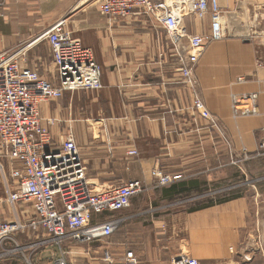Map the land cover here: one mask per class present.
I'll list each match as a JSON object with an SVG mask.
<instances>
[{"label":"crops","instance_id":"crops-1","mask_svg":"<svg viewBox=\"0 0 264 264\" xmlns=\"http://www.w3.org/2000/svg\"><path fill=\"white\" fill-rule=\"evenodd\" d=\"M104 1L0 0V10L29 37L64 21L103 68L100 90L67 93L52 113L46 104L41 109L58 120L51 133L55 145L73 134L94 189L144 184L120 213L124 224L108 242L111 251L119 257L133 250L142 264H264V2L210 0L211 11L224 14L226 36L206 48L195 77L214 124L195 108V93L164 26L143 12L111 19L101 11ZM185 27L191 35L211 31L209 17L190 16ZM188 50V40H181L180 53ZM39 74L58 84L54 59ZM253 95L256 100L245 99ZM254 108L256 114H245ZM157 169L175 181L158 186L152 175ZM241 180L240 195L218 201L223 184ZM207 191L208 200L191 198ZM29 208L24 221L34 215ZM36 238L32 264L61 256L49 235ZM66 248L70 264H95L92 256L103 264V242Z\"/></svg>","mask_w":264,"mask_h":264},{"label":"built area","instance_id":"built-area-1","mask_svg":"<svg viewBox=\"0 0 264 264\" xmlns=\"http://www.w3.org/2000/svg\"><path fill=\"white\" fill-rule=\"evenodd\" d=\"M101 11L111 19H125L139 12L156 18L178 52L180 72L195 93V108L204 118L216 123L197 93L195 77L206 48L226 36L224 14L211 11L210 0H105ZM190 16L199 20L209 17L210 34L191 35L185 27V20ZM183 39L189 42L187 56L179 51ZM36 41L48 42L57 68L58 84L24 66L22 51L0 53V172H5L3 162L7 161L16 186L14 189L6 186L7 195L0 199V208L4 204L13 208L28 204L34 210L29 221L0 218V244L16 234L43 230L61 253L50 264H70L66 258V241L75 244L103 242L106 264H141L133 250L116 257L108 242L124 224L113 215L130 207L133 198L144 192V184L131 181L113 190L94 189L73 134L65 135L60 145H55L41 115L42 104L62 99L67 93L100 90L102 67L93 50L75 38L65 28L64 21L53 25ZM257 97L245 99L256 100ZM256 113V108L245 112L246 115ZM259 154H264V139ZM246 159L251 157L246 156ZM152 175L161 187L175 181L159 169ZM184 264L198 262L187 259Z\"/></svg>","mask_w":264,"mask_h":264},{"label":"rangeland","instance_id":"rangeland-1","mask_svg":"<svg viewBox=\"0 0 264 264\" xmlns=\"http://www.w3.org/2000/svg\"><path fill=\"white\" fill-rule=\"evenodd\" d=\"M261 4L262 2L259 3V5ZM19 26L21 25L19 24L18 20L15 19H13L12 21L6 20L3 16V13H1L0 10V53L2 52L17 53L22 51L23 52L22 54L24 55L21 54V59L25 61V65L38 72L40 68L41 70H43L45 65L47 67H50L53 61V55L50 51L51 49L49 48L47 42L39 41L35 43L36 45L30 47L34 42H36L39 36L29 37L17 33V31L19 30ZM254 28L255 27H252L251 25L250 30H253ZM102 78H103V68H102ZM67 95L68 94H65V96L62 99L46 102L44 104L49 106L50 112L52 113V111L57 105H59L62 101H65L67 99L66 98ZM41 115L44 125L49 127L50 132L52 133V129L54 128L56 123H58V120L55 119L54 117H49V115L48 117L47 115H45V117H47L45 119L42 109H41ZM50 121L53 122L50 123ZM3 163L5 166V172L4 173L0 172V199L6 197L5 195L7 192L6 186L10 187L11 189H14L16 187L14 185V179L11 175L10 164L5 160ZM241 181L242 182H233V183L228 182L223 184L221 186L220 192H218L216 196L218 201L220 200L223 201L225 199L227 200L240 195V192L244 190L245 180H241ZM242 183L243 185L240 186ZM209 191L204 193V195L196 194L194 196H191V198L198 200L202 197H206L205 200H208L210 196ZM198 202L195 201L196 206H199ZM29 206L30 205L28 204H20L17 207L13 208L11 206H6L4 204L3 207L0 208V218L8 221H16L17 219L24 221L23 220L24 217H28L27 215L28 212H31ZM122 212H124V210L117 212L115 214V217L119 219H123V216L121 215ZM118 232H116L114 235L118 234ZM150 234L151 236L154 235V237H156V234H153V231ZM45 235L47 234L43 230H40L39 232L26 231L24 233L16 234L11 239L6 240L4 243L0 244V264H32L34 260L33 259L34 254L36 253V251H38L37 249L39 246V244H37L36 237L44 238ZM66 245L68 247H71L79 244L66 241ZM80 245H90V244H80ZM100 258L101 259H99V262L106 264L103 260V250ZM92 259H94L93 262H95V264L98 263V258L95 259L92 256ZM172 264H181V262L176 260ZM183 264H184V260H183Z\"/></svg>","mask_w":264,"mask_h":264},{"label":"trees","instance_id":"trees-1","mask_svg":"<svg viewBox=\"0 0 264 264\" xmlns=\"http://www.w3.org/2000/svg\"><path fill=\"white\" fill-rule=\"evenodd\" d=\"M226 200V199H225ZM225 200H223V201H225Z\"/></svg>","mask_w":264,"mask_h":264}]
</instances>
